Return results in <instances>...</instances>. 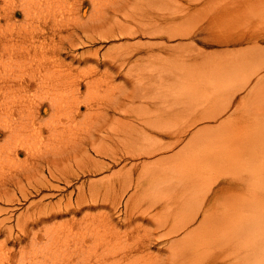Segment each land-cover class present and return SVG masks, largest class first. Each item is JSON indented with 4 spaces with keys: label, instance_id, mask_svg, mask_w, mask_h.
I'll use <instances>...</instances> for the list:
<instances>
[{
    "label": "rangeland",
    "instance_id": "obj_1",
    "mask_svg": "<svg viewBox=\"0 0 264 264\" xmlns=\"http://www.w3.org/2000/svg\"><path fill=\"white\" fill-rule=\"evenodd\" d=\"M78 1L80 4L79 12L87 10L88 16L93 13L91 18L96 22H103L106 20L112 22L121 21L131 24L145 22L153 24L160 34L157 37L139 35L136 37H122L109 41H97L96 43L89 42L88 45L75 49V47L73 48V46H71L72 44H70L69 41L65 40L66 38L61 40L65 34L62 33L64 30H61L62 28L59 27L57 29L59 32H57L55 41L54 39H49V33L48 35L43 34V36H41L46 37L45 40L43 39V48H45L46 53L40 52V54H33L31 52L29 53V51L27 52V50L24 51L21 48H17V53L13 54L10 58L12 59V63L8 66V70L3 68V73L0 70V73H2L1 75H3L1 80V82H3L1 85L2 93L3 86H6L4 79H7V77H5V74H10L7 75L10 81H7L9 82L7 87L10 89V94L6 93L7 96L4 97L9 100V103L4 102L3 99L0 101L3 103H0V122L3 121L2 123L9 125L7 124L9 122L7 119L13 120V110H15V107H17L15 111L19 109L24 110V108L26 109L27 107L36 109V104L38 106L40 104L41 108L45 107L43 109L44 112L42 111L40 115L37 114L38 112H36V110L35 116L30 115L28 112L29 116L27 113H22L24 117L22 126L23 131L20 129L22 131L20 132L21 134L25 132V135L22 134L21 136L20 132L17 133L18 131L16 132L13 130L14 134L11 136V142L13 143H10L9 147L2 152L3 156L7 155V157L10 158L2 164L4 165L6 163V166L3 167V170H5L0 175V185H3L6 179L8 180L10 176H13V185L10 187V191L12 192L13 190V193L10 192V194L15 198L13 200L17 201L18 199L19 203L16 201L13 202V204L0 202V206H3V208L10 205L7 207L12 209L10 215L13 216L14 214L13 222H11V224L8 223L10 226L8 224H5V226L0 225V230H5V228L8 230L12 226L13 228L9 230H12L13 234L15 233L13 235L14 238H11L12 240H7L4 233L0 231V264H42L41 260L43 256L49 255L47 254L48 250L54 253L53 261H58V264H86L76 262L73 255L76 252L75 239L81 234H88L89 236L93 234V239L90 240V243L93 244L92 249L95 252H103V257L108 258L106 261L101 260L94 262L92 260L90 264H199L211 259H217L219 264H264V135H262V132L258 131L259 128L264 129V43L259 44L253 41V43L228 46L225 43L224 45L217 41H213V38V40L210 39V41L203 39L205 35L223 36L233 33L253 34L260 31L264 32V0H256L255 2H253L254 0H246V2L239 0V5L237 4L238 1L235 3L233 0H93V3L91 0ZM5 2L8 3L10 0H0V11H2L1 7ZM248 2L249 4L253 3L251 5L246 4ZM43 3L44 12H40V15H35V18L38 17V21L36 20V22L41 24L43 28L46 27L47 31H49L47 25L55 21V15H53V13L59 10L68 16L71 26L74 27V25L78 24L73 18L76 20L77 13L79 17L80 15L79 12L76 11L73 17L71 9L73 2L60 3L57 1L49 5L47 0H43L42 4ZM82 7H85L83 8L84 10ZM4 18L7 17H3V21ZM11 18L13 23L9 24L10 28L4 30L1 35L12 32L13 38L18 39V36L15 35L20 25L24 26L29 23L25 22L23 13L19 9H17V14L14 15V19L13 15ZM63 18L67 20L65 17ZM33 25L35 26V24ZM33 25H29V27L34 28ZM29 32L30 31L27 33L28 35H30ZM171 36L174 37L171 38ZM57 40H60V43L64 41L68 42L62 50L68 49V52L61 51V57L63 59L60 58V61L64 60V56L67 54L65 57L66 62L61 65V69H58L60 62L57 63L56 66L54 63L53 68H46L53 71L57 67L55 71L59 74L68 69V71H71L69 74L76 77H73V79L76 81L77 85L82 87L84 93L87 91L86 83H82L81 81L89 78L91 74L94 78V82L97 78L96 82H98V84L95 85L98 86L96 93L99 96L96 99L94 98L95 100L90 110V117L93 119L105 113L106 108L112 105L111 102L120 94L123 86L124 90H128V87L131 86L128 90L130 91L134 87L132 85L133 81L140 79L139 81L137 80L139 84H142L141 81L146 83L142 86V91L140 88H137L141 93L138 92L135 94L136 97H139L140 102L132 104L128 99L126 102H123V104H126V110L128 112L122 116L117 115V121H112L114 124L109 126V129H112L115 134L121 132L122 129L127 132V129L131 128L135 120L141 118L145 119V117L150 115L153 117L152 120H154V123L157 124V128L159 127L157 132H149L150 135L154 136L153 134L156 132L155 135L160 139V144L165 143L168 145L170 143V145H172L171 143H173V139H175L174 134L184 133L188 125H194L192 120L198 115L204 114L209 117H220L219 121H225L226 124L222 127H218V129H211L201 133L200 145L191 146L181 157L172 156L173 151L162 152L159 155L161 158L159 163L150 175L148 171L144 169V165L139 168V171L135 169V172L133 171L135 174H132L129 170H126L132 165L127 156L118 163L110 158H105L103 156L99 157L97 151L94 150L87 138L88 132L84 131L85 129H83V127L71 125L72 119L64 116H59L58 119L52 117V120L51 108L47 104L49 101L43 102L41 105L40 102L45 100L39 98L41 95L52 100H54V96L62 98V94L59 92L53 93V91L46 86L52 76H47V74L51 72L43 66V63L50 59L49 55L53 51L55 53L57 52V47H59ZM151 41L159 43V47L154 51L156 55L154 52H151L150 45L148 44L149 46H147L146 44ZM33 43L34 42L30 41L29 45L31 46ZM54 43L55 45H53ZM127 43H135V45L144 44L141 45L139 50L131 51L128 47H122V45H126ZM113 46L119 48L111 49ZM95 48H100L101 59H104V54L107 53V51H110L113 55H125L130 51L134 52L131 54V58L130 56L128 57L132 63L126 64V68L122 73L123 75L119 76V74H115L116 72H114L116 76L115 81L108 84L106 82L107 76L105 75V67H101L97 74L93 72L90 73L88 71H91L90 65L91 63L93 64L94 61L87 64L83 62V60L80 62V58L76 56ZM145 48L150 49L148 50ZM71 50H74L73 52L75 53H69ZM18 53H21V55H18ZM149 53L151 55L153 53L154 57ZM29 54H33L32 57ZM16 55H18V57ZM22 56H25V58ZM33 57L36 59L34 60ZM73 58L77 59L74 60ZM13 59L18 60V63L23 62L21 64L25 69L20 71L18 68H22V65L19 63L21 66H15V64L17 65L18 63ZM25 60L29 62L26 63L27 65L24 62ZM30 61L35 68L31 66ZM71 62H74V65L76 64L72 68L69 66ZM13 63L14 65L12 66ZM133 63H140V66L137 67L139 74L137 70H135L136 74L133 75L135 72V68L132 66ZM94 66L96 65H91V67ZM13 67L17 68L13 69ZM40 67H42V70L45 69V71L41 70V72ZM141 70H145L146 74ZM23 71H28L29 74L33 73L34 79L36 77H41L43 81H47L45 83L46 85L44 83L42 85V87H44L43 90L37 87L38 85H35V87L33 86V89L29 87L28 90L20 92L16 90L18 87H14L16 94L13 95V85L17 84V82H21L20 78L17 82L16 79L19 77V73L24 74ZM33 71H36L35 74ZM44 72L45 74H43ZM14 73L15 75H13ZM140 73L142 75L141 78L140 76L137 78V75H140ZM23 74H20V76ZM155 74L158 76L154 77ZM151 77L156 79L154 80ZM65 79L67 78H62V81L65 82ZM151 79L156 82L153 83L154 81H151ZM149 89H154V93L152 92L153 90L150 91ZM31 91H33V94H36V96H34ZM17 92L20 94L18 95ZM47 92L50 93L48 94ZM31 95L36 99L33 96L31 97ZM145 95L148 97L144 98L146 97ZM15 96H18L17 99ZM153 96L154 98L157 96L154 103L151 101ZM21 97L26 99L22 100ZM30 99H33L32 102ZM167 102H170V104L167 105ZM72 103L73 102L70 103L71 106H68V102H65V104L63 101L62 103L59 102V107L63 108L60 111L71 108L76 104ZM26 104L29 106H25ZM151 104L156 105V107H151ZM165 104L168 109L178 108L174 117L172 110L169 111L167 107L165 108ZM1 106L3 108H1ZM86 108L85 105L81 107L83 115L86 112ZM37 111L40 113V110ZM18 115L20 114H15V116ZM37 115L41 119L37 117ZM2 123L0 124V141L6 138L1 128V126H4ZM207 124L211 125L213 123ZM215 124L216 123L213 125ZM200 125L203 126L205 124ZM200 125L196 126V128L194 127V129L192 128L191 131L187 133L188 135L185 138V142L181 144L184 143L185 145V143H187L186 140L188 141V138L190 140L192 132L196 131ZM34 126H36V129ZM80 126H84V123H81ZM39 127L40 129H38ZM94 127L95 126L91 127L93 128L92 131L96 132L97 128ZM162 127L163 129H161ZM244 127L247 128V132H241V129ZM63 128H66L70 135L62 131ZM91 128H87L86 130L89 131ZM40 130L41 133H38ZM218 130H224V132H219ZM56 131L60 132L58 134L60 138L56 136L53 138V133H56ZM160 131L169 132L173 137L167 136L169 134H160ZM75 132H77V135L74 134ZM142 132L144 133L145 130L142 129ZM149 133H147V135ZM16 134L22 137V141L19 140L21 139L20 136ZM26 135H30L31 138L30 136H27L29 137L27 138ZM64 135H69V138L66 139ZM13 136L19 138L17 139ZM76 136H79V139L76 141L78 142V140H81L82 143V147H79L81 148L80 150L78 144L75 146L76 141L71 143V140H74ZM42 138H44V140ZM25 139L30 140L27 141ZM15 140L20 142L18 143ZM60 140H62V142H60ZM33 141L35 143H33ZM54 141L57 143H54ZM36 142L39 144L37 145ZM40 142L42 145H40ZM84 142L88 144H84L83 146ZM81 143H79V146ZM16 144L17 147L15 146ZM32 144L33 146H31ZM106 145H108V143L104 142L102 147L106 148ZM184 145L176 147V150L180 149V147H185ZM60 146L63 148L64 153L62 150H59ZM86 146L89 147L90 154H87L85 151ZM27 147L33 148L32 154L34 156L29 157L21 152L20 156L17 157L18 150ZM50 147L54 152L49 149ZM54 148L59 150L58 156L56 154L57 152L55 153L57 150H54ZM197 148L208 153L223 152L227 156L225 158L226 160L221 163L204 161L202 160L201 154L195 152ZM48 149L49 152H46ZM107 149L110 150L109 145ZM49 155H52L51 158H56L55 156H57V158L60 159L59 163L54 168L57 178L60 179L55 180L56 178L49 177L51 176L48 170L49 163L43 162L40 166L43 174H37V172L33 173L34 175L37 174L35 176L33 175L34 181L33 178L28 181L29 179L23 175H21L20 181L16 180L15 177L26 168V161H33V158L40 159L42 156V158H48ZM92 155L94 157L93 159L96 157L97 159L101 158L103 161L105 159V162L108 161L110 164L107 162L105 163L107 164L105 169H102L103 171L98 170L94 165H91L93 159L91 163L88 159ZM72 156H75V158ZM83 158L85 159L83 162L86 163V167L83 162L79 161L83 160ZM206 158H208V156H206ZM87 163H89V165H87ZM90 165L91 167H88ZM108 165L111 166L108 167ZM17 168L20 170H15ZM43 168H45V171ZM85 168L86 171L89 172L85 173ZM59 170H67L71 174H73V172L75 173L70 177V186L58 173ZM16 171L19 172L17 173ZM130 173L131 176L133 175V180L131 181ZM139 175L143 177L140 185L137 183ZM47 176L49 179L53 180L50 181V187H44L38 191L37 188L42 186L39 184V181L41 183L43 178ZM225 176L246 177V181L230 189L217 192L219 183ZM20 183L23 186H21ZM20 186L23 190L28 189V192H26L28 193V197L25 196V191L22 192L23 190ZM36 186L39 187L36 188ZM90 186L92 187L91 193ZM79 187L87 188L82 190H87L89 193L88 199L90 200H94L99 193L97 199L100 198L99 202H101V204L104 202L105 194L109 197V201L103 203V206L93 211L96 215L99 214L98 217L96 216L97 218L93 217L90 218L92 220L88 219L82 221L90 213L88 211L89 209H84L77 214L73 213V211L64 214L65 210L72 204H79L76 201V199H79L77 198L79 192H81L79 191L81 190ZM120 189H123L122 193L123 191L125 193H123L120 207L116 208V213H114L115 209L114 211L112 209L113 199L110 195L112 192ZM136 189L139 191L138 193ZM93 192H95V194H93ZM132 192H134V194ZM118 194H120V192L117 193V196ZM25 198L27 199L25 200ZM71 198H73V200ZM68 199L70 202H68ZM41 205H49V207L54 206L57 208L56 210L61 208L60 211L63 212L61 215H64L56 218L55 221L53 220L52 222L41 225L31 232L29 228L34 218L42 215L39 209ZM73 207L75 206H71L70 209H74ZM47 212H49L48 209L46 210V213ZM205 213L207 214V221L202 229L179 230L182 227L181 224L192 221L198 216L199 220H201ZM5 214L6 213L0 214V222L5 217L9 216V214H7V216ZM197 214L198 216L194 217ZM3 216L4 218H1ZM72 218L76 221L75 225L54 227L57 223ZM218 218H222V220ZM19 219L21 224L18 226ZM107 219H109L111 224L107 222ZM99 220L107 225H111L114 230H97L95 225ZM259 223L262 225H259ZM197 225L198 223L195 224L194 227ZM46 228L54 231L51 237H49L50 233L48 236L44 234ZM25 232H29V234L36 233L37 242L32 240L35 239L33 235L27 239ZM43 236H45V239L42 240ZM15 239L17 241H15ZM5 240L6 242H10L3 245L2 242ZM15 242L17 244H15ZM152 254L154 256H152Z\"/></svg>",
    "mask_w": 264,
    "mask_h": 264
},
{
    "label": "bare ground",
    "instance_id": "obj_2",
    "mask_svg": "<svg viewBox=\"0 0 264 264\" xmlns=\"http://www.w3.org/2000/svg\"><path fill=\"white\" fill-rule=\"evenodd\" d=\"M42 1L43 0H23V1H18V0H10V2H8V3H6L5 2V4L4 5H2V11H0V70H1V72L3 73V68L4 69H7L8 70V66L12 63V59H10L11 57H12V55L13 54H16L17 53V48H21V49H23L24 51H26L27 50V52L29 51V53L31 52V53H38V54H40V52H42V53H46V51H45V48H43V44H44V42H43V39L45 40L46 39V37H41V36H43V34H47L48 35V33L50 34V37H49V39L51 38V39H54V41L56 40V37H57V32H59V30H57L59 27H61L62 29L61 30H64V31H62V33L63 34H65L64 35V37L61 39V40H63V39H65L66 41H69L70 42V44H72L71 46H73V48L75 47V49H77V48H81V47H84V46H86V45H88L89 44V42H92V43H96L97 41H109V40H113V39H117V38H122V37H136V36H139V35H145V36H150V37H157V36H159V32H158V30H157V28L153 25V24H150V23H145V22H142V23H136V24H131V23H123V22H121V21H117V22H112V21H109V20H106V21H103V22H96L93 18H91L92 17V14L93 13H91V15L90 16H88V12H87V10H84L83 8H85V7H82V9L84 10V11H81V12H79L80 10H79V6H80V4H79V1L78 0H47L48 1V4L50 5L51 3H55V2H60V3H66V2H73V4H72V7H71V9H72V14H73V17L75 16V14H76V11H78L79 12V15H80V17L78 16V13H77V16H76V20H75V18H73L74 19V21H77L78 22V24H76V25H74V27L73 26H71V24H69V22H70V19L68 18V16L64 13V12H62V11H56V12H54L53 13V15H55V21H52V23H50V24H48L47 26L49 27V31H47V28L45 27V28H43L42 27V25L41 24H39V23H37L36 22V20L38 21V17H36L35 18V15H37V14H39L40 15V12H44V7H43V5H44V3L42 4ZM238 1V5H239V0H233V2H237ZM241 1V0H240ZM246 2V0H243L242 2ZM249 1V0H248ZM251 1H253V0H251ZM256 0H254L253 2H255ZM12 2H14V3H12ZM82 2V1H81ZM91 2L93 3V0H91ZM252 2V3H253ZM251 3V2H250ZM251 3V4H252ZM246 4H249V2L248 3H246ZM251 4H249V5H251ZM84 5V4H83ZM82 5V6H83ZM244 5V4H243ZM242 5V6H243ZM247 6V5H246ZM243 7H245V6H243ZM242 8V7H241ZM12 9H13V11H12ZM17 9H19L22 13H23V16H24V20H25V22H28L29 24H26V25H24V26H22V25H20V27L18 28V31L16 32V35L15 36H18V39H16V38H13V33L12 32H10V33H7V34H5V35H1L2 34V32L4 31V30H6V29H8V28H10L9 26V24H11V23H13V21L11 20L12 18H11V16L13 15V19H14V15H16L17 14ZM241 10H244V9H241ZM82 13V14H81ZM42 14V13H41ZM44 14V13H43ZM87 14V15H86ZM59 15H60V17H59ZM84 15V16H83ZM18 16V15H17ZM52 16V15H51ZM62 16V17H61ZM3 17H7V18H4V21H3ZM63 17H65L67 20H64V18ZM11 18V19H10ZM16 18V17H15ZM40 18V17H39ZM72 19V20H73ZM51 20V19H50ZM49 20V21H50ZM69 20V21H68ZM33 24H35V26L33 25ZM29 25L31 26V25H33L34 26V28H31V27H29ZM32 26V27H33ZM44 26V25H43ZM70 26V27H69ZM28 27V28H27ZM46 29V30H45ZM28 31H30L29 33H30V35H28L27 33H28ZM67 33H66V32ZM47 32V33H46ZM61 33V32H60ZM172 37H174V36H171V38ZM214 40H213V39ZM204 40H209L210 41V39H212L213 41H217V42H219V43H221V44H226V45H228V46H231V45H233V46H235V45H243V44H246V43H253V41L254 42H256V43H259V44H263L264 43V32L263 31H260V32H257V33H253V34H245V33H236V34H229V35H223V36H206L205 35V37L203 38ZM216 39V40H215ZM30 41H32V42H34L33 43V45H29L30 44ZM58 42H57V44H59V47H57V52L55 53L54 51V53L52 52L50 55H49V57H50V59H48V61L47 62H45V63H43V66L45 67V69H47L46 67H49V68H53V66H54V63H55V66H56V64L57 63H59V66H58V69H61V65H63V64H65V57L67 56V54H66V56H64V60H62L63 58L61 57V51L65 48V44L66 43H68V42H66V41H64V42H62V43H60V40H57ZM152 42V41H151ZM151 42H149V43H146L147 44V46H149L150 45V47H151V49L150 50H152L151 52H154L155 51V49H157L158 47H159V43L158 42H155V41H153L152 43ZM140 43V42H139ZM181 43H183V44H185L184 42H181ZM218 43V44H219ZM142 44H144V43H141V45ZM149 44V45H148ZM182 44V45H183ZM224 44V45H225ZM53 45H55V43L53 44ZM138 45V44H137ZM135 45V43H133V44H131V43H127L126 45H122V47H128L129 49H131V51L132 50H134V51H136V50H139L140 49V47H141V45ZM70 46V45H69ZM70 46V47H71ZM137 46V47H136ZM222 46V45H221ZM68 47V46H67ZM170 47V46H169ZM69 48V47H68ZM102 48V47H101ZM113 48H119V47H112L111 49H113ZM143 48V47H142ZM171 48V47H170ZM67 49V48H66ZM145 49H148V48H145ZM148 49V50H149ZM68 50V49H67ZM67 50H64L65 52H68ZM143 50V49H142ZM64 51H62V52H64ZM74 50H71L69 53H75V52H73ZM129 52L128 54H125V55H113L110 51L108 52L107 51V53H105L104 54V59H101V55H100V48H95V49H91V50H89V51H86L85 53L83 52L81 55L79 54V56L78 55H76L77 57H79L78 59H79V61L81 62V60H83V62H86L87 64L88 63H91V61L93 62L94 61V63H96V64H92L91 63V65H96V66H94V67H91V65H90V70L91 71H88V72H90V73H99V69H101V67H105L106 68V70H105V75L107 76V80H106V82L108 83V84H111V82H114L115 81V78H116V76L114 75V72H116L115 74H119V76H121V75H123L122 73H123V70L126 68L125 66H126V64L128 65V63L129 64H131L132 62H130V60L128 59V57L130 56V58H131V54H133L134 52ZM141 51V50H140ZM27 52H25V53H27ZM49 52V51H48ZM47 52V53H48ZM105 52V51H104ZM146 52H149V51H146ZM24 53V52H23ZM50 53V52H49ZM77 53V52H76ZM140 53V52H139ZM32 54V55H33ZM103 54V53H102ZM135 54H136V52H135ZM143 54V53H142ZM141 54V55H142ZM150 54V53H149ZM154 54L156 55V53L154 52ZM154 54L152 53V55H153V57H154ZM18 55H21V53H18ZM18 55H16L17 57H18ZM29 55H31V54H29ZM28 55V56H29ZM32 55H31V57H32ZM151 55V54H150ZM151 55V56H152ZM15 56V55H14ZM13 56V57H14ZM69 56H72V55H69ZM68 56V57H69ZM75 56V55H74ZM21 57V56H20ZM22 57H24L25 58V56H22ZM140 57V56H139ZM143 57V56H142ZM29 58V57H28ZM34 58V60L36 59L35 57H33ZM41 58V57H40ZM60 58H62L61 60L62 61H60ZM72 58V57H71ZM8 59V60H7ZM9 59H10V61H9ZM42 59V58H41ZM45 59V58H44ZM70 59V58H69ZM74 59V58H73ZM73 59H72V61H73ZM75 59H77V58H75ZM74 59V60H75ZM133 59V58H132ZM14 60V59H13ZM14 61H16V63H18L17 61L18 60H14ZM13 61V62H14ZM69 61H71V60H69ZM25 62V64L26 63H29L28 61L26 62V60L24 61ZM137 62V61H136ZM20 64L21 63H23V62H19ZM18 63V64H19ZM38 63H40V62H38ZM37 63V64H38ZM42 63V62H41ZM67 63H68V61H67ZM74 62H71V63H69V66L72 68L73 66H75L74 64H73ZM85 63V64H86ZM143 63V62H142ZM16 65L15 64V66H17V67H19V66H21L20 64L19 65ZM30 64H31V61H30ZM153 64V63H152ZM14 65V63L12 64V66ZM27 65V64H26ZM35 65V64H34ZM31 66L32 67H34L32 64H31ZM37 66V65H36ZM80 66V65H79ZM133 68H135L134 69V71L135 70H137V67H139L140 66V63H137V64H134L133 63ZM16 67V68H17ZM24 66L22 65V68L21 67H19L18 69H20V71L23 69H25V67L23 68ZM65 67V66H64ZM131 67V66H130ZM12 68V67H11ZM15 67H13V69H14ZM15 68V69H16ZM35 68V67H34ZM39 68V67H38ZM38 68H37V70H38ZM41 69H40V71L42 70V67H40ZM55 68V67H54ZM132 68V67H131ZM28 69V68H27ZM26 69V70H27ZM45 69L44 70H42V71H45ZM56 69H57V67H56ZM55 69V70H56ZM65 69H66V67H65ZM78 69V68H77ZM80 69V68H79ZM130 69V68H129ZM30 70H32V69H30ZM47 70H49V69H47ZM52 70V69H51ZM55 70H53V71H55ZM140 70V69H139ZM17 71V70H16ZM41 71V72H42ZM50 71V70H49ZM53 71H50L51 73H49V74H47V76H52L51 77V79H50V81H48V85H46L45 83L47 82H45V81H43L42 79L43 78H35L34 79V76H33V73L31 74H29L28 73V71H23L24 72V74L23 73H19V77L16 79V82L17 81H19V78H20V80H21V82H17V84H14L13 85V95L14 94H16V91H14V87H18L16 90H18L19 92L20 91H26V90H28V88L29 87H32V89H33V86L35 87V85L37 86V87H39L41 90H43V88L44 87H42V85H43V83L46 85V86H48L49 87V89L51 90V91H53V93H55V92H59L60 94H62V98H59L58 96H54V100H52V99H47L46 98V96H39V98L40 99H45V100H43L42 102H40L41 103V105H42V103L43 102H48L47 104L50 106V108H51V112H52V114H51V118L53 117V118H57L58 119V117L59 116H64V117H68L69 119L71 118L72 120H71V125H73V126H76V127H83V129H85L84 131H86V132H88V134H87V138L89 139V141H90V144L93 146V148H94V150L95 151H97V154H98V156L100 157V156H103V157H105V158H110V159H112L114 162H116V163H118V162H121L122 161V159L123 158H125L126 156H127V158L128 159H130V162L132 163V165L131 166H129L128 168L129 169H126L127 171L129 170L132 174L135 172L134 170L135 169H138V171H139V168H141L143 165H144V169L145 170H147L148 171V174L150 175L153 171H154V169H155V167H156V165L159 163V161H160V157H159V155L162 153V152H169V151H173V154H172V156H174V157H181L182 155H183V153L187 150V149H189L191 146H199L200 145V134L201 133H203V132H206V131H208V130H211V129H218V127H222L223 125H225L226 124V122L225 121H222V122H220L219 121V119H220V117H209V116H207V115H204V114H201V115H198V116H196L192 121L194 122V125H188V128L186 129V131H184V133L182 132V133H180V134H174L175 136H174V138L175 139H173L174 140V142L173 143H171L172 145H170V143L167 145V144H160L159 142H160V139H158L157 137V135H155L156 134V132L159 130V127L157 128V124L156 123H154V120H152V116H147V117H145V119L144 118H141V119H139V120H135V122H133V124L131 125V128L130 129H127V132L124 130V129H122V131L121 132H117L116 134L115 133H113V131H112V129H109V126L112 124H114V123H112V121H114V122H116L117 121V115H119V116H122L123 114H125V113H127L128 111L126 110L127 108H126V104L124 103L123 104V102H126V100L128 99L129 100V102H131L132 104H137L138 102H140L139 100V97H136V95L135 94H137L138 92L139 93H141V89L143 88L142 86L143 85H145L146 83L145 82H143V81H141V83L142 84H139L138 82H137V78H139V76H140V78H141V73H140V75H137L138 77L136 78L137 80H135V79H133V80H135V81H133V83H132V85L134 86L133 87V89L132 90H130V91H128L129 89H130V87H128L129 89L127 90L126 88V90H124V86H123V88H121V92H120V94L111 102L112 103V105H110V107L108 106V108H106V111H105V113L104 114H100L101 116H97L96 118H91L90 117V110L92 109V105H93V102H94V100L99 96V95H97V93H96V90H97V87L98 86H96L95 84H98V82H96L97 81V78L95 79L96 81L94 82V78H93V76H92V74L90 75V77L89 78H87L86 80H83V81H81L82 83H86V88H87V91H86V93H84L83 91H82V87H80V85H77V83H76V81L73 79V75H70L69 73L71 72V71H68V69L67 70H64L62 73H58L57 71H55V72H53ZM73 71V70H72ZM85 71H87V70H85ZM101 71V70H100ZM133 71V70H132ZM142 71V70H141ZM144 71V73H145V70H143ZM142 71V72H143ZM11 72V71H10ZM13 72H15V71H13ZM18 72H19V70H18ZM30 72V71H29ZM34 72V71H33ZM36 72V71H35ZM35 72H34V74H35ZM102 72V71H101ZM111 72H113V73H111ZM139 71L137 70V73H138ZM2 73H0V91L2 90V84H3V82H1V80H2V78H3V75H1ZM7 73H9V72H7ZM16 73V72H15ZM15 73L13 74V75H15ZM27 73V74H26ZM38 73V72H37ZM36 73V74H37ZM90 73H88V74H90ZM144 73H142V74H144ZM153 73H154V70H153ZM152 73V74H153ZM20 74H23V75H21L20 76ZM29 74V75H28ZM43 74H45V72L43 73ZM57 74V75H56ZM61 74H64V75H61ZM134 74H136V71L133 73V75ZM139 74V73H138ZM146 74V73H145ZM147 74H151V73H147ZM7 75H10V74H7ZM6 74H5V77H7V79H4V82H6V86L4 87L3 86V93H2V91H1V93H0V101H2V99L4 100V102H7V103H9V100L8 99H5L4 97L5 96H7V94L6 93H9L10 94V89L7 87V84L10 82L9 81V79H8V76H7ZM61 75V76H60ZM38 76V75H37ZM118 76V75H117ZM150 76H152V75H150ZM155 76H158V75H154V77ZM12 77V76H11ZM46 77V76H45ZM49 77V78H50ZM64 79L65 77L67 78V79H65L66 81L64 82V81H62V78ZM10 78V77H9ZM74 78H76V77H74ZM81 78L83 79V77L81 76ZM152 78V77H151ZM158 78V77H157ZM130 79V78H129ZM129 79H128V81H129ZM152 79H154V78H152ZM151 79V81H154V80H152ZM140 80V79H139ZM138 80V81H139ZM7 81H9V82H7ZM78 81H80V80H78ZM131 81V80H130ZM63 82V83H62ZM146 82H147V80H146ZM156 81H154L153 83H155ZM158 82V81H157ZM129 83V82H128ZM13 84V83H12ZM130 84V83H129ZM152 84V83H151ZM150 84V85H151ZM157 84H159V83H157ZM156 84V85H157ZM153 85V84H152ZM156 85H154V86H156ZM127 86V85H126ZM129 86V85H128ZM137 88H140V90H138ZM149 88H152V87H149ZM37 90V89H36ZM150 91L151 90H153L152 92L154 93V89H149ZM38 91V90H37ZM144 91H146V90H144ZM30 92V91H29ZM32 92V94H33V91H31ZM151 92V93H152ZM156 92V91H155ZM18 93V92H17ZM27 93V92H26ZM38 93V92H37ZM45 93V92H44ZM48 93V92H47ZM50 93V92H49ZM48 93V94H49ZM20 93H18V95H19ZM25 94V93H24ZM39 94V93H38ZM43 94V93H42ZM86 94V95H85ZM145 94V93H144ZM26 95V94H25ZM24 95V96H25ZM28 95H29V93H28ZM34 96H36V94H33ZM33 95H31V97L33 96ZM40 95V94H39ZM46 95V94H45ZM9 96V95H8ZM21 96H23V95H21ZM33 96V97H34ZM61 96V95H60ZM142 96H144V95H142ZM141 96V97H142ZM146 96V95H145ZM11 97V96H10ZM18 97V96H17ZM17 97L15 96V98L17 99ZM20 97V96H19ZM26 97V96H25ZM29 97H30V95H29ZM148 96H146V97H144V98H147ZM14 98V99H15ZM22 98V97H21ZM35 98V97H34ZM95 98V99H94ZM153 98H154V96H153ZM152 98V99H153ZM156 98H157V96H155V98L152 100L151 99V101L154 103V100H156ZM23 99H26V98H22V100ZM36 99V98H35ZM63 99V100H62ZM138 101H137V100ZM149 99V98H148ZM12 100H13V98H12ZM31 100V99H30ZM30 100H29V102H30ZM33 100V99H32ZM32 100H31V102H32ZM64 102V104H65V102H68L69 104H68V106L70 105L71 106V102H73L72 104H74V103H76V104H74L71 108H68V109H64L63 111H60L61 109H63L62 107H59V102H61L62 103V101ZM17 101H19V100H17ZM26 101V100H25ZM35 101V100H34ZM38 101H39V99H38ZM37 101V102H38ZM84 101V102H83ZM21 102V101H20ZM28 102V101H27ZM30 102V103H31ZM36 102V101H35ZM128 102V101H127ZM137 102V103H136ZM1 104H3L2 102H0ZM110 103V104H111ZM0 104V105H1ZM25 104V103H24ZM36 104V103H35ZM67 104V103H66ZM170 104V102H167V105H169ZM8 105V104H7ZM23 105V104H22ZM86 106L87 108H86V112L84 113V115L82 114V110H81V107L82 106ZM145 105V104H144ZM167 105L165 104V108L167 107ZM25 106H29V105H25ZM36 107V109H34L33 107L31 108V107H27L26 109L24 108V110H25V112H24V110H18V111H15L16 109H17V107H15V110H13V120L11 119H7V120H9V122L7 123V124H9V125H6V123L4 124V123H2L3 121H1L0 122V124L2 123V124H4V126H1V128H2V131H3V134H5L6 135V138L3 140V141H0V175H1V173H3V171L5 170H3V167L4 166H6V163L4 164V165H2L3 164V162H5L6 160H9L8 158H10V157H7V155L6 156H3V151L4 150H6L7 149V147H9V145H10V143H13V142H11V139H12V135L14 134L13 133V130L14 131H18L17 133H19L21 130H22V126H23V119H24V117H23V114H25V113H30V115H33V116H35V110H36V112H38L37 114L38 115H40L41 114V112L43 111L44 112V108L45 107H42L41 108V106H40V104H39V106L36 104L35 105ZM9 107H10V105H9ZM145 107V106H144ZM147 107H148V105H147ZM151 107H156V105H152L151 104ZM170 107V106H169ZM1 108H3L2 106H1ZM6 108H7V106H6ZM12 108V107H11ZM20 108L22 109V107L20 106ZM109 108H111V109H109ZM8 109V108H7ZM149 109H150V107H149ZM167 109H168V107H167ZM9 110V109H8ZM12 110V109H11ZM37 110H40V113H39V111H37ZM153 110V109H152ZM166 110V109H165ZM169 111H171L172 110V114H173V117L176 115V113H177V110H178V108L176 107V108H170V109H168ZM46 111V110H45ZM49 111V110H48ZM162 112H163V110H162ZM168 112V111H167ZM16 113H18V114H20V115H18V116H15V114ZM23 113V114H22ZM27 113V114H28ZM48 113V112H47ZM12 114V113H11ZM82 114V115H81ZM171 114V115H172ZM4 115V114H3ZM8 116H10L9 114H7ZM37 115V117H39ZM154 115V114H153ZM5 116V115H4ZM26 116V115H25ZM28 116H29V114H28ZM46 116V115H45ZM50 116V115H49ZM126 117V116H125ZM172 117V116H171ZM172 117V118H173ZM6 118V117H5ZM33 118V117H32ZM36 118V117H35ZM40 118V117H39ZM53 118H52V120H53ZM41 119V118H40ZM39 119V120H40ZM34 120V119H33ZM38 120V119H37ZM160 120V119H159ZM6 121V120H5ZM33 123V122H32ZM42 123V122H41ZM81 123H84V126H80L81 125ZM207 123H216L215 125H213V124H211V125H208ZM43 124H44V122H43ZM200 124H205V125H203V126H201ZM207 124V125H206ZM6 125V126H5ZM25 125V124H24ZM36 125H37V123H36ZM63 125V124H62ZM68 125V124H67ZM198 125H200L199 126V128L198 129H196V131H194V132H192V134H191V136H190V140H189V138H188V141L186 140V142L187 143H185V145H184V143L183 144H181L182 142H185V138H186V136L188 135L187 133L189 132V131H191V129L193 128L194 129V127L196 128V126H198ZM93 126H95L94 128H97L96 130V132H94V131H92V129L93 128H91V127H93ZM28 127V126H27ZM35 127V129H36V126H34ZM38 127V126H37ZM42 127H44V126H42ZM115 127V126H114ZM117 127V126H116ZM87 128H91L89 131H87L86 129ZM21 129V130H20ZM38 129H40V127L38 128ZM74 129V128H73ZM142 129H144L145 130V132L143 133L142 132ZM161 129H163V127L161 128ZM29 130V129H28ZM42 130V129H41ZM41 130L40 131H38V133L40 132L41 133ZM74 130H76V129H74ZM168 130V129H167ZM23 131V130H22ZM21 131V132H22ZM25 131V130H24ZM53 131V130H52ZM62 131H64L65 133H68L69 134V132L67 131V129L66 128H63L62 129ZM76 131H78V130H76ZM153 132V131H156L155 132V134H153L154 136H152V135H150V133L149 132ZM219 132H224V130H218ZM248 130H247V128L246 127H244V128H242L241 129V132H247ZM258 131L259 132H262V135H264V129H262V128H259L258 129ZM1 132V131H0ZM21 132H20V134H21ZM37 132V131H36ZM45 132V131H44ZM74 132V131H73ZM151 132V133H152ZM161 133L160 134H169V135H167V136H169V137H173V135L171 134V133H166V132H163V131H160ZM174 132V131H173ZM185 132H186V134H185ZM25 133V132H24ZM24 133H22L23 135H25ZM31 133V132H30ZM48 133V132H47ZM60 132L58 131H56V133L54 132L53 133V138L56 136V137H58V138H60V136L58 135ZM147 133H149L148 135H147ZM22 134H21V136H22ZM52 134V133H51ZM64 134V133H63ZM74 134H76L77 135V132H75ZM80 134V133H79ZM160 134H158V135H160ZM17 135V134H16ZM31 135H33V134H31ZM35 135V134H34ZM70 135V134H69ZM69 135H64L65 136V138L67 139V138H69ZM84 135H85V133H84ZM189 135H190V133H189ZM17 136H20V135H17ZM17 136H13L14 138H19V137H17ZM20 136V138L21 139H19L20 141H22V137ZM27 136H30V135H26V137ZM37 136V135H36ZM38 136H40V135H38ZM49 136H50V134H49ZM48 136V137H49ZM64 136H63V138H64ZM68 136V137H67ZM75 136V135H74ZM151 136V137H150ZM73 137V136H72ZM79 136H76V137H74L75 139L74 140H71V143L73 142V141H76L77 139H79L78 138ZM1 138V137H0ZM24 138H25V136H24ZM27 138H29V137H27ZM30 138H31V136H30ZM34 138H35V136H34ZM50 138V137H49ZM82 138V137H81ZM32 139H33V137H32ZM43 140H44V138H42ZM45 139H46V137H45ZM55 139H57V138H55ZM54 139V140H55ZM72 139V138H71ZM85 139V138H84ZM163 139H164V136H163ZM14 140V139H13ZM25 140H27V139H25ZM30 140V139H29ZM29 140H27V141H29ZM36 140H37V138H36ZM42 140V141H43ZM51 140V139H50ZM86 140V139H85ZM161 140H162V138H161ZM15 141H17V140H15ZM19 141V142H20ZM23 141H24V139H23ZM35 141V140H34ZM33 141V143H35ZM49 141V140H48ZM56 141V140H55ZM54 141V143H57V142H55ZM65 141V140H64ZM66 141H69V140H66ZM18 142V141H17ZM18 142V143H19ZM25 142V141H24ZM31 142V141H30ZM44 142V141H43ZM50 142V141H49ZM60 142H62V140H60ZM104 142L105 143H108V145L110 146V150L109 149H107V146L108 145H106L105 147L106 148H104V147H102L103 146V144H104ZM16 143V142H15ZM23 143V142H22ZM28 143V142H27ZM27 143H25V144H27ZM66 143V142H65ZM76 143V144H75ZM74 144H75V146L78 144V148L79 147H82V143H81V140L79 141L78 140V142L76 141ZM79 143H81L80 144V146H79ZM24 144V143H23ZM36 144H37V142H36ZM39 144V143H38ZM37 144V145H38ZM45 144V143H44ZM49 144V143H48ZM84 144L85 145H87L88 143H86V142H84L83 143V146H84ZM89 144V145H90ZM18 145H20V144H18ZM35 145V144H34ZM40 145H42L41 144V142H40ZM185 146V147H180V149H178V150H176V147H179V146ZM16 147H17V144L15 145ZM31 146H33V144L31 145ZM50 146H51V143H50ZM23 147V146H22ZM38 147H40V146H38ZM43 147V146H42ZM58 147V146H57ZM56 147V148H57ZM125 149H124V148ZM13 148H14V146H13ZM36 148H37V146H36ZM56 148H54V150L56 149ZM22 150H18V153H17V157H19L20 156V153L21 152H23V153H25L27 156H34L33 154H32V149H31V147L30 148H21ZM45 149H47V148H45ZM50 150H52L51 149V147L49 148ZM49 149L46 151V152H49ZM81 148H79V150H80ZM10 150H11V148H10ZM35 150V149H34ZM57 150V149H56ZM59 150L61 151L62 150V152H63V148L60 146V148H59ZM59 150H57V151H55V153L57 154V156H58V151ZM70 150H71V146H70ZM76 150H77V147H76ZM76 150H75V152H76ZM92 150V149H91ZM37 151V150H36ZM39 151V150H38ZM45 151V150H44ZM53 151V150H52ZM85 151L87 152V154L90 152V149H89V147H87L86 146V148H85ZM13 152V151H12ZM54 152V151H53ZM68 152V151H67ZM70 152V151H69ZM84 152V151H83ZM109 152H111V153H109ZM195 152H198V153H200L201 154V157H202V160H204V161H207V162H216V163H221V162H224L226 159V154L225 153H223V152H214V153H208V152H204V151H202L201 149H199V148H197V149H195ZM64 153V152H63ZM81 153H82V151H81ZM94 153V152H93ZM8 154V153H7ZM43 154V153H42ZM45 154V153H44ZM55 154V155H56ZM62 154V153H61ZM69 154V153H68ZM78 154V153H77ZM85 154V153H84ZM90 154V153H89ZM70 155H72V154H70ZM69 155V156H70ZM80 155H82V154H80ZM57 156H55L56 158H51L52 157V155H49V157L48 158H42V157H40V159H38V158H33V161H24L25 163H27V166H26V168L24 169V171L22 172V173H19L15 178H16V180L17 181H20L21 180V175H23V176H25L27 179H29L28 181H30V179H32L33 178V173H35V172H37V174L38 173H42V169H40V166H41V164L43 163V162H48L49 164H48V170H49V173L51 174V176H49V177H51V178H56L55 180H57V179H60V178H57V175H56V172H55V166H57V164L59 163V160L60 159H58L57 158ZM83 156H85V155H83ZM206 156H208V158H206ZM60 157V156H59ZM72 157H74L75 158V156H72ZM77 157V156H76ZM87 157H89V156H87ZM92 157V158H91ZM90 158H88L89 160H90V163H91V160L94 158L93 157V155L91 156ZM63 158H65V157H63ZM70 158V157H69ZM12 159V158H11ZM16 159V158H15ZM28 159V158H27ZM87 159V158H86ZM63 160V159H62ZM71 160V159H70ZM76 160H77V158H76ZM79 160V159H78ZM124 160V159H123ZM11 161H14V160H11ZM79 161H81V162H83V161H85V159L83 158V160H79ZM106 160L104 159V161L100 158V159H97V157L95 158V159H93V163L91 164V165H94L96 168H98V170H102V169H105V167L107 166V164H105V163H107V162H105ZM16 162V161H15ZM23 162V161H22ZM64 162H66V161H64ZM13 163V162H12ZM62 163V162H61ZM79 163V162H78ZM84 163V162H83ZM109 164H110V162H108ZM85 164V167H86V163H84ZM113 164V163H112ZM2 165V166H1ZM80 165V164H79ZM87 165H89V163H87ZM91 165L90 166H88V167H91ZM115 165H118V164H115ZM14 166H15V164H14ZM25 166V165H24ZM66 166V165H65ZM81 166V165H80ZM82 166H84V165H82ZM109 166H111V165H108V167ZM125 166V165H124ZM47 167V166H46ZM113 167V166H112ZM6 168V167H5ZM12 168V167H11ZM70 168V167H69ZM126 168H127V166H126ZM44 169V171H45V168H43ZM75 169V168H74ZM92 169V168H91ZM112 169V168H111ZM15 170H20L19 168H17V169H15ZM76 170V169H75ZM85 171H86V168L84 169ZM125 170V169H124ZM7 171V170H6ZM72 171V170H71ZM74 171V170H73ZM91 171V170H90ZM103 171V170H102ZM110 171V170H109ZM134 171V172H133ZM17 173L19 172V171H16ZM21 172V171H20ZM84 172V171H83ZM87 172H89V171H86L85 173H87ZM92 172V171H91ZM137 172V171H136ZM48 173V174H49ZM58 173L61 175V177L65 180V181H67L68 182V184L69 183H71V176H73V174H75L74 172H73V174H71L69 171H67V170H64V171H62V170H59L58 171ZM93 173V172H92ZM99 173V172H98ZM131 173H130V181L131 180H133V175L131 176ZM37 174H35V175H37ZM43 174V173H42ZM135 174V173H134ZM34 175V176H35ZM41 175V174H40ZM44 175H46V174H44ZM79 175V174H78ZM82 175V174H81ZM8 176V175H7ZM43 176V175H42ZM49 177L47 176V177H45V178H43V180L41 181V183H40V181H39V184H41L42 186L40 187V188H37V187H39V186H36V188L38 189V191H39V189H43L44 187H50V181H53V180H51V179H49ZM77 177V176H76ZM40 178V177H39ZM22 179H23V177H22ZM62 179V180H63ZM78 179V178H77ZM76 179V180H77ZM142 179H143V177L141 176V175H139L138 176V178H137V180H138V184L140 185L141 184V182H142ZM15 180V179H14ZM24 180V179H23ZM39 180V179H38ZM54 180V181H55ZM7 181V182H6ZM6 181L3 183V185L1 184L0 185V202H2V203H7V204H13V202H15L16 200H13V199H15L14 197H13V195L12 194H10V187H11V185H13V176H10L9 177V179L7 180L6 179ZM33 181H34V178H33ZM246 181V177H236V176H225V177H223L222 178V181L219 183V187H218V189H217V192H220V191H223V190H226V189H230V188H232V187H235L237 184H243L244 182ZM66 182V183H67ZM73 182H74V180H73ZM83 182H84V180H83ZM91 182V181H90ZM135 182V181H134ZM133 182V183H134ZM23 183V182H22ZM33 183V182H32ZM31 183V184H32ZM85 183V182H84ZM93 183H94V181H93ZM96 183V182H95ZM132 183V182H131ZM217 183V184H218ZM30 184V185H31ZM62 184V183H61ZM86 184V183H85ZM20 185H21V183H20ZM66 185V184H65ZM75 185V184H74ZM80 185V184H79ZM84 185V184H83ZM88 185V184H87ZM91 185V184H90ZM135 185V184H134ZM139 185H138V189H139ZM21 186H23V185H21ZM20 186V187H21ZM55 186H56V184H55ZM69 186H70V184H69ZM93 186H95V185H93ZM4 187H5V189H4ZM18 187V186H17ZM19 187V188H20ZM34 187V186H33ZM58 187V186H57ZM73 187V186H72ZM130 187V186H129ZM22 188V187H21ZM52 188H54V187H52ZM67 188V187H66ZM79 188H81V187H79ZM85 188V187H84ZM84 188H81V190H79V191H81V192H79V195L77 196V198H79V199H76V201L79 203L78 205H73L72 203V205L71 206H75V207H73L74 209H70V207L69 208H67L66 210H65V212H64V214H66V213H71V211H73V213H75V214H77V213H79V212H82L84 209H89L88 211L90 212L89 214H88V216H86V218H84L82 221H86V220H88V219H90V218H93V217H98L99 216V214L98 215H96L93 211L94 210H96L97 208H100L101 206H103V203H105V202H107V201H109L110 199H109V197H107V195L105 194V198H104V202L101 204V202H99V199H97V197L99 196V193H98V195H96L97 197H95V199H97V200H90V199H88L89 198V196H88V192H87V190H82V189H84ZM89 188H91L90 189V193L92 192V187L90 186ZM94 188V187H93ZM35 189V188H34ZM47 189V188H46ZM49 189H51V188H49ZM75 189V188H74ZM85 189H87V188H85ZM127 189H128V187H127ZM130 189V188H129ZM20 190V189H19ZM22 190H23V188H22ZM28 190V189H27ZM27 190H23L22 192H24V194H25V196H27L28 195V193H26V192H28ZM67 190V189H66ZM122 190L123 189H120V190H117V191H115V192H112L111 193V198L113 199V202H112V204H113V206H112V209H113V211H114V209H115V212L114 213H116V208H119L120 207V204H121V200H122V198H123V193H125L124 191H123V193H122ZM125 190V189H124ZM137 190V189H136ZM37 191V190H36ZM72 191V190H71ZM118 192H120V194H118V196H117V193ZM139 191L137 190V193H138ZM11 193H13V190H12V192ZM133 194H134V192H132ZM131 193V194H132ZM93 194H95V192H93ZM132 194V195H133ZM23 195V194H22ZM73 195V194H72ZM113 195H114V198H113ZM24 196V197H25ZM23 197V198H24ZM28 197V196H27ZM130 197H131V195H130ZM17 198V197H16ZM132 198H133V196H132ZM131 198V199H132ZM27 198H25V200H26ZM70 199V198H69ZM68 199V200H69ZM72 200H73V198H71ZM101 199H102V196H101ZM109 199V200H108ZM71 200V201H72ZM20 201H21V199H20ZM16 202H18V199H17V201ZM68 202H70V200L68 201ZM75 202V201H74ZM19 203V202H18ZM69 205H70V203H69ZM10 205H8L7 207H9ZM7 207H5V208H3V206H0V214H3V213H6L5 215L7 216V214H9V216H7V217H5L4 218V216L3 217H1V218H4V219H2L1 220V222H0V225H4L5 226V224H8V223H10L11 224V222H13L12 220H13V217H14V214H13V216L12 215H10V213L12 212V209L11 208H7ZM38 208V207H37ZM40 210H41V216H39V217H37V218H34V220H33V222H32V224H31V227L29 228V226H28V228L30 229V231L31 232H33V230H35L36 228H38V227H40L41 225H44L45 223H47V222H52L53 220L55 221V219L56 218H58V217H60V216H62V215H64V214H62L61 215V213H63L62 211H60L61 210V208L59 209V210H56L57 208L56 207H54V206H52V207H49V205H41L40 206V208H39ZM49 210V212H47L46 213V210ZM118 210V209H117ZM94 214H93V213ZM15 213V212H14ZM72 213V214H73ZM87 213V212H86ZM113 213V214H114ZM84 214V213H83ZM86 215V214H85ZM115 215V214H114ZM113 215V216H114ZM21 216V215H20ZM68 216V215H67ZM75 216V215H74ZM73 216V217H74ZM77 216V215H76ZM79 216V215H78ZM113 216H111V217H113ZM196 216H198V214L197 215H195L194 217H196ZM207 214L205 213L204 214V216H203V218L201 219V220H199V216L197 217V218H194L192 221H188L187 223H183V224H181V228L179 229V230H197V229H202L203 228V226L205 225V223H206V221H207ZM96 217V218H97ZM227 217V216H226ZM22 218V217H21ZM15 219V218H14ZM18 219V218H17ZM219 220H222V218H218ZM90 220H92V219H90ZM16 221H18V220H16ZM21 221H20V219H19V221H18V226L21 224L20 223ZM81 222V221H80ZM79 222V223H80ZM107 222L109 223V224H111L110 223V221H109V219H107ZM198 223V225L196 226V227H194L195 226V224H197ZM10 224H8L9 226H10ZM76 224V221L72 218V219H67V220H64V221H62V222H59V223H57V225H54V227H60V226H65V225H75ZM259 225H262L261 223H259ZM15 227V226H14ZM95 227H96V229L98 230H107V229H111V230H114L113 229V227L111 226V225H107L106 223H104L103 221H101V220H99L97 223H96V225H95ZM194 227V228H193ZM5 228V227H4ZM10 228H13L12 226L10 227ZM9 228V229H10ZM6 230V228H5V230H0L1 232H3L4 233V235L6 236V238H7V240H12L11 238L13 237L14 238V234H13V231L12 230ZM15 230V229H14ZM52 230H48V228H46L45 230H44V234H46L47 236L49 235V233H50V235H49V237H51L53 234H54V231H52ZM2 233V234H3ZM3 235V236H4ZM33 235V237L35 238V239H32V240H34V241H36L37 242V240H36V233H34V234H29V232H25V236L27 237V239L28 238H30L31 236ZM19 236V235H18ZM20 238V237H19ZM43 239H45V236H43L42 237V240ZM91 239H93V234H90V236L88 235V234H86V235H83V234H81L79 237H77L76 239H75V249H76V252L73 254L74 255V260L76 261V262H81V263H86V264H90V262L93 260L94 262H98V261H106L108 258L107 257H103V252H95L93 249H92V246H93V244L92 243H90V240ZM15 241H17L16 239H15ZM8 242H10V241H8ZM8 242H6V240L4 241V242H2V244L3 245H5V244H8ZM87 243H90V244H87ZM15 244H17L16 242H15ZM19 244V243H18ZM18 246V245H17ZM14 247V246H13ZM15 247H16V245H15ZM20 247H21V245H20ZM47 254H49V255H45V256H43V259L41 260V262H42V264H58V261H56V260H54L53 261V259H54V253L52 252V251H49L48 250V252H47ZM152 256H154L153 254H152ZM10 262V261H9ZM199 264H219V262L217 261V259H211V260H209V261H207V262H201V263H199Z\"/></svg>",
    "mask_w": 264,
    "mask_h": 264
}]
</instances>
